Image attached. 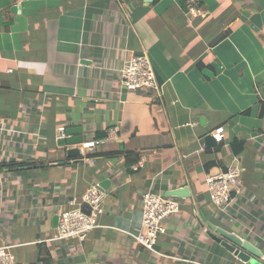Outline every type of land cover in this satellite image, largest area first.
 <instances>
[{"label":"crops","instance_id":"1","mask_svg":"<svg viewBox=\"0 0 264 264\" xmlns=\"http://www.w3.org/2000/svg\"><path fill=\"white\" fill-rule=\"evenodd\" d=\"M143 52L157 87L123 89V57ZM0 124V246L15 264H264V0H0ZM60 126L85 140L116 131L75 159ZM234 165L241 186L212 212L205 178ZM93 182L107 195L101 227L48 241ZM148 190L180 207L157 252L129 235ZM209 225L260 257L240 261Z\"/></svg>","mask_w":264,"mask_h":264},{"label":"built area","instance_id":"2","mask_svg":"<svg viewBox=\"0 0 264 264\" xmlns=\"http://www.w3.org/2000/svg\"><path fill=\"white\" fill-rule=\"evenodd\" d=\"M185 10L187 13H200L197 3L189 2ZM121 87L128 91H136L146 88H156L157 81L151 62L145 52L139 54L129 53L122 59L120 68ZM5 131L0 124V135ZM58 138H66L65 128H58ZM116 130H110L103 139L83 140L73 146L82 150L93 149L96 145L103 144L111 139ZM224 127L214 128L211 135L216 143L222 142ZM0 153V163L2 161ZM141 166V162L138 163ZM136 167V166H134ZM205 183L209 194L212 212L225 214L227 206L231 203L232 193L238 191L241 186V170L237 165L230 166L225 172L206 176ZM106 193L97 182L91 183L79 196H73L69 203L74 207L63 210L58 214L57 233L48 239L51 242H62L70 239L83 241L95 228L101 227L98 217L104 211ZM140 230L136 234H129L136 242L146 250L157 252L155 245L160 235L166 234L164 220L176 215L180 211L179 203L170 198L162 197L152 191H144L139 198ZM11 246H0V264H15V257L9 251Z\"/></svg>","mask_w":264,"mask_h":264},{"label":"water","instance_id":"3","mask_svg":"<svg viewBox=\"0 0 264 264\" xmlns=\"http://www.w3.org/2000/svg\"><path fill=\"white\" fill-rule=\"evenodd\" d=\"M13 12L16 11V6H13L11 9ZM208 75V71L205 69L203 71ZM66 138L65 143L67 146H70L66 150V155L69 158L80 156V151L77 147L73 146L84 140L81 127H69L65 128ZM106 181L100 183V186H104ZM167 196H179L187 197L188 196V187H182L175 190H170L167 192ZM210 231L208 235L215 242L219 243L226 250L231 252L237 259L242 262H253L255 259L260 257V251L256 250L252 245L247 241L241 240L234 234L226 232L224 229L219 227L210 226ZM212 230V231H211Z\"/></svg>","mask_w":264,"mask_h":264},{"label":"trees","instance_id":"4","mask_svg":"<svg viewBox=\"0 0 264 264\" xmlns=\"http://www.w3.org/2000/svg\"><path fill=\"white\" fill-rule=\"evenodd\" d=\"M127 153L129 154L130 152H129V151H128V152L125 151V152H124L125 156H127ZM101 155L104 156L105 154L103 153V154H101ZM80 157H81V156H80ZM80 157L77 156V157H74V158H75V159H79ZM67 160H68V159H67ZM131 162H136V161L133 159V160L130 161V163H131Z\"/></svg>","mask_w":264,"mask_h":264}]
</instances>
